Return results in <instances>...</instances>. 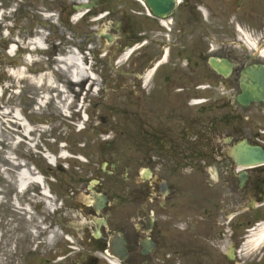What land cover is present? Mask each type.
<instances>
[{"label": "flooded vegetation", "instance_id": "obj_1", "mask_svg": "<svg viewBox=\"0 0 264 264\" xmlns=\"http://www.w3.org/2000/svg\"><path fill=\"white\" fill-rule=\"evenodd\" d=\"M116 2L112 31L139 50L116 109L123 122L93 155L107 168L78 188L104 198L79 201L69 184L54 225L82 217L78 264H264V157L251 164L244 149L264 151V127L249 125L237 98L245 66L264 65V0ZM238 20L250 48L236 42ZM254 104L263 120L264 101ZM30 206L40 224L44 204Z\"/></svg>", "mask_w": 264, "mask_h": 264}, {"label": "rangeland", "instance_id": "obj_2", "mask_svg": "<svg viewBox=\"0 0 264 264\" xmlns=\"http://www.w3.org/2000/svg\"><path fill=\"white\" fill-rule=\"evenodd\" d=\"M47 1L49 2V0H0V5L1 2H3L5 9L3 19L0 18V86L4 87V94L1 95L2 91L0 92V264H77L79 261L74 248H70L67 245V240L61 235L60 229H56L52 224H50L48 233L45 234L41 229H34L37 228V226L33 224L36 217H29L28 214L26 216V214L20 212L21 208L15 207L7 200L6 193L11 183L10 178L8 179L6 177L5 153L8 152L13 155L14 152L31 151L32 154L35 155L33 157L38 159L41 153L37 152V148H43L46 141H48V144H51L49 149H53L54 151L61 149V144H59L60 140L63 141V143L65 142L67 146L65 145L64 151L69 148V152L72 155L68 153L67 158L61 160H63L62 162L66 163L67 166L71 164V167L67 169L66 174H62V172H59V175L57 174L56 179L59 181H55V186L53 185L57 193L60 192L61 189L64 191L66 186L74 183L72 181H75L76 187H79V177H90L99 165L94 164V161H97L95 157H93L98 145H92L90 149L88 148V150H86L89 155L88 160H91V163L88 162L82 154H80L81 157L78 158L76 155L79 154L80 146H83L84 142L96 143L95 140H98V131H102L100 126L95 127V125L91 123L93 117L90 114V112L93 111L92 108L96 106L95 103L100 98V95H96V93L92 92L89 94L87 93L85 103L88 104V107L90 106V108H88V115L91 117H89V121L85 124V129H82L80 126V117L82 116L78 115V112L75 111L76 108H78L77 95L75 97L71 95L69 100L73 99L74 101L71 102L72 106L70 105L69 110L66 111V109H62L56 102V98L59 99V97H56L58 96L56 94L57 90H46V85L43 86V89L39 86L31 87L30 79L34 70L29 69L24 75H15L13 73L14 70L20 72L21 67H24V69L22 68L23 72L26 71L24 58L20 56V58L14 61H6L8 56L4 51L8 45L6 39L8 40L11 34L17 36V33H19L17 29L19 28H25L26 26L27 29H31L32 33L30 35H33L39 30L36 36L40 35V29H42L46 35L50 33L49 38L51 41L54 40L55 42L58 40L60 36H58L57 31L51 30V22L43 18L42 14L39 13V10L46 9L48 6ZM50 10H52V8ZM12 26L14 31L12 30ZM56 29L58 30V27ZM62 30L66 31L67 37L73 40L74 34L69 33V31L64 28H62L61 31ZM2 35L6 36L3 37ZM61 41L62 43L57 44H63V40ZM60 47L59 50L52 49V51L47 54L40 52L32 53L33 56L43 57V64L46 61L49 63V61L52 60L53 63H51V66L53 67L57 66L55 63L57 62L56 55H58L59 52H62L61 54H67V50L70 48V46L66 45H61ZM35 64L39 65L37 62ZM96 66L97 71L103 78H106L107 71L104 65L96 61ZM61 73H59L61 74L60 80L63 82L68 74L65 73V71ZM111 84L114 85V82L112 81ZM75 88L79 91V85ZM43 92H50V94L54 95V98L49 99L44 107L39 105V108L35 95H39ZM80 100H78V102ZM63 102L65 101H62V103ZM115 103H119V105L125 104L119 96H115ZM34 105H36V107ZM15 110L19 111L22 117H24L25 120L27 119L31 125L34 124L33 134L37 141L35 146L36 149L27 145L25 140L21 143H15L16 135H11V127H13L14 122L8 120L12 119L11 115ZM97 112L99 114H104L98 108ZM5 114H7V116H5ZM111 114H113L112 119L110 116V123L112 125L117 126L123 122L122 115L118 116L113 111ZM99 117L100 116L96 117L95 122ZM40 123H45V131L41 129L42 124ZM8 124H11V126H8ZM19 136H22L23 139L28 138L25 135ZM6 148L8 150H6ZM41 160L43 168L46 169L48 165L47 161L42 157ZM12 178L14 179V176ZM33 196L37 197L35 194H33ZM52 200L55 202V194ZM13 211L20 212L21 214H13ZM22 217L24 218L23 221L19 222ZM44 226L45 225H42V228H44ZM71 232L73 233V231ZM71 232L68 233L72 235ZM70 244L74 245L73 242ZM71 249L72 251H69Z\"/></svg>", "mask_w": 264, "mask_h": 264}, {"label": "bare ground", "instance_id": "obj_3", "mask_svg": "<svg viewBox=\"0 0 264 264\" xmlns=\"http://www.w3.org/2000/svg\"><path fill=\"white\" fill-rule=\"evenodd\" d=\"M45 35L41 33V35L37 38H32L29 41V44H33L34 46L31 51H37L40 52L43 47H46V44L44 42ZM76 40L73 41H67L66 44L73 45L76 43ZM245 42L249 44V39L247 36H245ZM78 49V50H77ZM36 58V57H34ZM88 56L86 55L85 51H81L79 48L71 47L67 50V54L60 56L59 61L60 63H63L60 65V67L68 66L69 68L72 67V74L69 75V77L64 81V83H61V74L56 70V68H53L51 66V63L45 62L46 66L39 65L40 69H34L36 71L35 74H32V77L30 79V85L31 87L39 86L41 89H43V86L46 85V90L54 91L57 90L59 93L57 95H61V101H66V104L69 105L70 101L68 99L71 98V95H78V92L75 88L77 84L83 86L85 84V81L88 79L91 80V85L96 84L95 83V74L92 72V66L90 65V62L87 61ZM31 59H33V55L31 54L29 58H26L27 62H30ZM22 69V68H21ZM42 72H37V70H42ZM16 75L24 74L23 70L20 72L15 71ZM54 98V95L50 94V92H44L43 98L40 100V103L43 104L46 103L49 99ZM67 108V105L63 107V109ZM7 113V112H6ZM7 116V114H5ZM12 119L10 122H14L13 127H11V135H16L15 137V143H20L23 141L19 135H29L33 133L34 129L31 127L30 124L25 120L24 117H22V114L15 110L12 115ZM16 123V124H15ZM8 126H11V124H8ZM7 126V127H8ZM18 126V127H16ZM8 147V145H7ZM65 151H63L62 155L65 156ZM51 157V155H49ZM52 158V157H51ZM11 168L18 169V187L20 189H26L29 185H31V182L33 184H44V181L40 178V176L37 175V171H34L30 166H24L23 164H20L16 161H12ZM46 192V191H45ZM112 264H118L116 261L111 262Z\"/></svg>", "mask_w": 264, "mask_h": 264}, {"label": "water", "instance_id": "obj_4", "mask_svg": "<svg viewBox=\"0 0 264 264\" xmlns=\"http://www.w3.org/2000/svg\"><path fill=\"white\" fill-rule=\"evenodd\" d=\"M256 69L255 66H249L243 73L245 81L243 84L244 93L242 96L244 98H254L253 96L257 92V87L264 89V75H258L259 72Z\"/></svg>", "mask_w": 264, "mask_h": 264}]
</instances>
